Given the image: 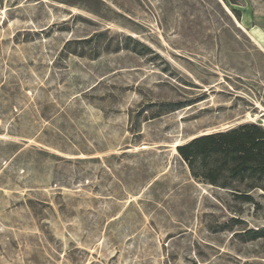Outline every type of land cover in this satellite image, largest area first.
I'll return each instance as SVG.
<instances>
[{
	"label": "rangeland",
	"instance_id": "obj_1",
	"mask_svg": "<svg viewBox=\"0 0 264 264\" xmlns=\"http://www.w3.org/2000/svg\"><path fill=\"white\" fill-rule=\"evenodd\" d=\"M245 123L264 0H0V264H264V193L173 147Z\"/></svg>",
	"mask_w": 264,
	"mask_h": 264
},
{
	"label": "trees",
	"instance_id": "obj_2",
	"mask_svg": "<svg viewBox=\"0 0 264 264\" xmlns=\"http://www.w3.org/2000/svg\"><path fill=\"white\" fill-rule=\"evenodd\" d=\"M175 151L194 180L230 189L244 201L251 200L249 192L264 193V128L259 124L245 123L200 135L178 145ZM255 235L264 239V229Z\"/></svg>",
	"mask_w": 264,
	"mask_h": 264
},
{
	"label": "bare ground",
	"instance_id": "obj_3",
	"mask_svg": "<svg viewBox=\"0 0 264 264\" xmlns=\"http://www.w3.org/2000/svg\"><path fill=\"white\" fill-rule=\"evenodd\" d=\"M177 146H178V144H175L173 147L176 149Z\"/></svg>",
	"mask_w": 264,
	"mask_h": 264
}]
</instances>
